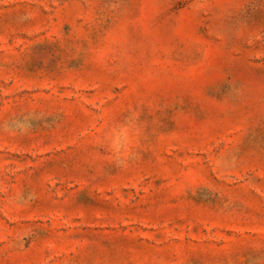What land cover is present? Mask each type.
I'll use <instances>...</instances> for the list:
<instances>
[{"label":"rangeland","instance_id":"rangeland-1","mask_svg":"<svg viewBox=\"0 0 264 264\" xmlns=\"http://www.w3.org/2000/svg\"><path fill=\"white\" fill-rule=\"evenodd\" d=\"M12 122L0 264H264V0H0Z\"/></svg>","mask_w":264,"mask_h":264},{"label":"clouds","instance_id":"clouds-1","mask_svg":"<svg viewBox=\"0 0 264 264\" xmlns=\"http://www.w3.org/2000/svg\"><path fill=\"white\" fill-rule=\"evenodd\" d=\"M140 115L136 111H129L123 119L112 121L104 132V146L110 154L114 165L125 168L136 158V145L142 135ZM5 132H24L26 128L12 122L0 125Z\"/></svg>","mask_w":264,"mask_h":264}]
</instances>
